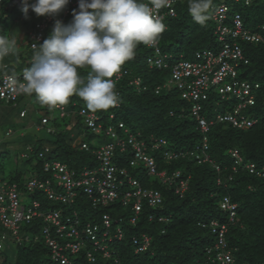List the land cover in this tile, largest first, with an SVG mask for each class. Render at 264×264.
<instances>
[{"label": "trees", "instance_id": "16d2710c", "mask_svg": "<svg viewBox=\"0 0 264 264\" xmlns=\"http://www.w3.org/2000/svg\"><path fill=\"white\" fill-rule=\"evenodd\" d=\"M146 1L148 0H144V2ZM244 1L212 0L210 18L204 25H201L193 20L188 10L189 0H179L175 4L176 15L162 18L166 27L158 40L159 50L171 53L176 58H192L195 51L216 49L218 41L213 31L215 27L211 19V11L221 2L230 6L229 16L235 12L240 13L244 25L255 30L257 26L264 24V0H250L248 5ZM16 7L22 6L13 5L12 0L0 1V35L8 34L5 25L7 18H2L3 13L7 10H14ZM89 11L92 10L89 9ZM28 12H31V7ZM60 13L61 11L53 16ZM38 19L31 23L30 30L34 28V23ZM72 20L73 9L64 20V24H68ZM1 21H3V25ZM52 28L53 23L48 24L43 41L50 35ZM28 37L29 35H27ZM30 42L29 37L25 48L18 49L17 54L23 60L25 53L26 61L28 59V62H24L26 68L30 67L32 63L30 58L33 50L29 48ZM42 42H39L38 45ZM239 44L248 59L247 64L239 65V76L259 84V88L255 92V104L247 108L254 124L247 128L237 129L223 123H214L208 132L209 150L206 152L211 161L197 162L194 156L184 155L185 152L194 150L201 143L202 135L197 129L196 121L189 114L188 102L179 97V91L175 87H163L158 94L155 93V86L162 83L161 76L165 73L169 74V70L148 68L146 58L152 54V49L143 44L138 46L135 58L122 65L121 68L127 70L126 74L115 82L119 105L106 111L98 110V113L104 114L101 120L103 125H114V123L122 121L129 128L130 133L143 138H148L149 134H154L158 138L164 137L168 144L167 147H171L168 149L174 148L183 152L184 156L167 160L168 164L166 165L161 148H151V146L148 148V155L157 161L159 168H168L166 169L168 177H172L178 172L180 178H188V186L183 196L175 193L180 178L174 179L173 182L171 181L172 183L168 180L165 182L157 176L147 175L143 166L133 168L131 173L141 186L158 190L162 202L160 205L150 206L148 201L143 199L137 220L130 223L129 217L133 215L131 205L124 206L118 202L108 205H93L86 197L87 194L80 188L77 189V196L69 203L49 199L42 190H28L26 182L29 179L50 177L49 173L44 170L46 161L59 160L67 164L69 168L78 171L83 164L98 163L97 157L91 153V150L97 148L94 143L98 145L115 143L108 136L88 131L84 141L88 143L89 150L80 149L78 135L73 132L74 125H72L71 119L64 122L71 108L74 110L77 101L83 103L79 108L86 107L82 98L75 95L69 98L68 105L61 106L65 112L63 116L60 115L59 108L55 107L58 117L50 118L48 109L44 105V114L37 123V129H39L38 126H44L46 130L50 129L51 131H47V133L52 134L51 137L40 136L33 138V141L30 138L26 140L25 133L21 138L17 137V139H22V144L26 145L29 152L17 151L16 166L7 169V163L4 162L2 166L0 165V194H4L8 187L14 184L17 199L21 205L30 208L33 200H37L39 202L38 211L60 209L63 215H72L75 211L78 214L80 226L88 221L100 223L103 214H108L113 221L117 217H122V221L118 224L122 230L121 238L109 243V250L118 257L121 264H214L211 263L209 257L213 258L214 251L208 253L205 249L213 248L212 244L214 240H217V237H214L207 228L199 226V223L210 219L227 220L228 213L220 209L218 204L221 198L226 195L229 196L232 203L236 204L235 222L229 224L226 234L227 248L233 256L232 264L264 262V179L249 174L242 168V165L247 162H254L258 167L264 165V44L245 41H240ZM6 59L0 61L6 66L3 71H0V79L5 74H19L15 72V69L10 68L8 63L11 60ZM11 59L17 62L16 54L12 55ZM21 65L22 63L16 68H21ZM23 71L24 69L19 70L20 73ZM89 71L90 67L86 66L78 69V74L86 79ZM136 77L140 78L141 84L146 86V89L139 90V87L132 84V80ZM26 97H30L37 105L41 104L35 94H19L15 100L8 102L0 99L7 104L4 106L6 108L0 112V122L6 125L5 138L0 139V157L2 158L5 157L9 149L6 137L17 134L16 126H19L9 124L7 117L13 113H17L20 119L27 116L25 108L18 105L19 101H23L26 105ZM210 108H212L211 104H204L202 113L208 114ZM171 111L172 114H170ZM110 112H113L114 118L106 119ZM43 118L46 121H43ZM79 118L78 116L76 119L78 122H80ZM120 133L122 134V131ZM95 137L96 141L91 143L90 141ZM121 137L126 138V135L122 134ZM115 144L118 147V143ZM27 146L31 147L27 148ZM231 149L238 150L242 158V163L238 165L236 171L232 170L236 158L229 152ZM115 151L116 160L121 165H125L128 158L132 156L130 152L123 154L118 148ZM17 157L20 158L21 167H17L19 165ZM213 163L220 167L218 171L215 170ZM30 165L33 166V171H29L28 166ZM151 177H154L152 181ZM218 180L220 181L218 182ZM25 195L31 197V203L28 206L21 202V197ZM159 217H167V221H159ZM116 225L112 222V229ZM46 226L48 227L47 222L42 217L33 216L30 220L19 222L18 237L12 231L0 228L2 244L0 257L9 248L8 245H5L8 242L6 233L8 232L16 248L13 264H60L59 260L53 258L51 248L45 242L43 231ZM143 234L151 237L149 249L135 253L136 245H134L133 239L139 240ZM60 240H58L59 243L63 244L61 238ZM89 248H91V243L85 241L79 252L73 254L64 250V255L70 260V264H113L112 257L107 259L100 255H97L95 261H89L85 256V252ZM0 264L10 263L4 259Z\"/></svg>", "mask_w": 264, "mask_h": 264}, {"label": "built area", "instance_id": "2783aa9c", "mask_svg": "<svg viewBox=\"0 0 264 264\" xmlns=\"http://www.w3.org/2000/svg\"><path fill=\"white\" fill-rule=\"evenodd\" d=\"M178 1L172 0L170 7L154 10V17L175 16V4ZM23 2L24 0H12V4L18 7L23 6ZM244 2L248 5L250 0ZM27 3L33 4L35 0H27ZM78 6L79 0H69L59 15H42L40 19L35 21L34 28L28 31L31 39L29 48L33 50L31 62L34 49L38 47L39 42L43 41L48 24L53 23L54 26L57 20L64 23L72 9L79 10ZM229 9L230 6L227 3L221 2L211 11V19L215 27L213 31L218 41L216 49L195 51L192 58H176L171 53L161 52L157 42L154 47H149L152 49V54L146 58L148 68L169 70L168 84L175 87L183 99L192 103L190 113L198 122V129L202 138L201 143L194 150L185 152L184 155L194 156L197 162L211 161L206 153L209 150L207 134L214 123H226L231 127L241 129L254 124V120L250 116L247 117L244 110L255 104V92L259 88V84L239 76V65L248 63L239 42L264 44V24L257 26L254 30L244 25L240 13L235 12L229 16ZM126 71L121 68L120 72L112 77L113 81L116 82L126 74ZM23 82V72L3 75L0 79V99L6 102L15 100L19 94L13 92V87ZM132 84L139 87V90L146 89V86L141 84L139 77L134 78ZM154 90L155 93H159L160 86L157 85ZM214 99L218 100V104L223 110H218V113L208 119L202 113V103L211 104L213 107ZM118 105L119 103H117ZM57 108L60 110V115L63 116L65 114L63 108L61 106H57ZM77 114L89 131L110 137L113 142L118 143V147L112 142L97 144V148L91 150V153L97 157L98 163L94 165L83 164L78 171L69 168L67 164L59 160L46 161L44 170L49 173L50 177L29 179L26 182L28 190H42L49 199L69 203L77 196V189L80 188L87 194L86 197L90 199L93 205H108L115 202L124 206L131 205L133 215L129 217L130 223L136 221V215L141 211L143 199H146L150 206L160 205L162 202L160 192L154 188L142 187L131 172H133V168L143 166L147 175L157 176L165 182L167 180L173 182L174 179L180 178V174L176 172L172 177H168L167 170H160L157 161L148 155V148L150 146L151 148H161L165 161L184 156L183 152L174 148L168 149L163 138H156L155 136L143 138L130 133L129 128L122 121H118L114 125H103L101 120L104 114H100L98 111L93 112L86 107H81ZM45 118L42 120L46 121ZM113 118L114 114L110 112L106 119ZM47 131L51 130L48 129ZM120 131L126 135V138L121 137ZM79 144L80 149L89 150L87 142L80 141ZM115 147L120 151L130 147L132 156L128 158L125 165H121L116 160ZM229 152L236 158L232 166V170L236 171L238 165L242 163V158L236 149H231ZM213 166L217 171L220 168L215 163ZM242 168L249 174L264 179V165L258 167L254 162H247L242 165ZM187 186L188 180L180 178L175 193L183 196ZM17 197L14 184L10 185L4 194H0V228L8 229L18 237L19 222L30 220L33 216L42 217L48 225L43 231L45 242L51 248L53 258L59 260L60 264H70V260L64 255V250L75 254L79 252L82 243L85 241L91 243V248L85 252L89 261H95L97 255H100L102 258L112 257L113 264H121L118 257L109 250V243L120 240L122 230L118 224L122 221V217H117L113 221L108 214H103L100 223L88 221L80 226L81 223L75 211L72 215H63L60 209L47 210L46 212L38 211L39 202L37 200H33L32 207L29 208L21 205ZM219 207L228 212V221L233 222L236 204L231 202L229 196L225 195L221 198ZM112 222L117 224L114 229H112ZM210 226L218 238V243L215 245L218 259L222 264L232 262L231 253L226 249L227 224L215 220L210 222ZM60 238L63 244L59 243ZM133 243L136 245L135 252L143 251L149 243V238L143 235L139 240L134 238ZM254 264H264V262Z\"/></svg>", "mask_w": 264, "mask_h": 264}, {"label": "clouds", "instance_id": "9594fccd", "mask_svg": "<svg viewBox=\"0 0 264 264\" xmlns=\"http://www.w3.org/2000/svg\"><path fill=\"white\" fill-rule=\"evenodd\" d=\"M68 3L69 0H35V3L29 5L27 0H24L21 10L26 17L29 7L38 16L54 15ZM171 3L172 0H148L147 3L144 0H79V10L73 9V20L68 24L57 20L50 35L34 49L31 66L23 71L24 82L15 85L13 92L35 94L42 105L50 108L67 105L69 98L74 95L82 98L86 107L93 112L106 111L117 106L118 94L112 77L120 72L125 62L135 58L139 45L154 47L157 44L166 26L162 18L154 17V10L170 7ZM211 7L212 0H189L188 4L193 20L201 25L210 18ZM16 52L17 38L10 34L0 35V61L9 55H15ZM86 66L90 67V71L84 79L78 74V69ZM5 67L0 63V71ZM168 83H160L158 85L160 90L163 87H172ZM179 97L183 99L180 94ZM188 104L189 114L195 120L190 113L192 103ZM202 104L204 108L205 102ZM195 121L198 129V122ZM83 125L86 127L84 123ZM149 136L158 138L154 134ZM128 149L121 152L131 153ZM158 220L166 222L167 217H159ZM211 221L215 219L201 221L199 226L207 228L214 237H217L211 230ZM216 221L227 224L228 232L229 224L235 222V217L233 222H229L228 217L225 221ZM143 235L149 238V243L143 250L145 251L149 249L151 237ZM217 240H214L213 248L205 249L208 253L214 251L213 258L209 254L206 256L211 258V263L222 264L215 248ZM226 245L228 249L227 241ZM232 263L233 261L228 264Z\"/></svg>", "mask_w": 264, "mask_h": 264}, {"label": "rangeland", "instance_id": "374dc122", "mask_svg": "<svg viewBox=\"0 0 264 264\" xmlns=\"http://www.w3.org/2000/svg\"><path fill=\"white\" fill-rule=\"evenodd\" d=\"M31 5V4H30ZM23 7V6H22ZM22 7L19 8H14V10H7L3 13L2 18H7V21L5 23L7 29H8V34H12L13 32L18 31V36H19V40L23 43L26 44L28 38L24 35L21 36L20 32L21 30H26L27 28L30 29V24L33 20H35V18H38L39 16L32 11L27 13V17L25 16V14L22 12ZM30 23V24H29ZM1 24L3 25V21H1ZM18 47H17V52H16V61L19 64L22 63L21 68H15V72H19V70L22 71V69L26 68V63L24 62H28V59L26 61V55L25 53L23 54V60L21 57H19L18 54ZM26 52V50H25ZM12 57L9 56L6 60H10ZM169 74H164L161 76V81L162 83L166 84L169 82ZM25 101L27 102V104L25 105L23 103V101H19L18 105L20 107H24L25 110L27 111V116L23 119L18 118L17 113H13L10 117H7V121L9 122V124H13L14 126H16V133L17 134H12L9 137H6V141L9 142V144H7V148L8 149V153L5 154V157L2 158L0 157V165L2 166L5 162V164L7 163V169H9L11 166H16L15 162H16V157L17 156V151L18 150H23L25 152H29L28 149H26V145L20 144V143H16L14 144V139H16L17 137L20 136V133H25L26 135V140L30 138L31 141H33V138H37V137H51L49 134L47 133V130L44 126H38L39 129H37V123L39 121V119L43 116L44 114V105L39 104L37 105L36 103H34L30 97H26ZM5 104V105H4ZM83 103L81 101H77V104H75V108L74 110L71 108V111L69 112V114L67 115V117L65 118L64 122H68L71 119L72 125H74L73 127V132L75 134H77V140H85L86 136L85 134L88 132V130H86V128L83 126V120H80V122H78V120H76L78 118V108L80 105H82ZM68 105V104H67ZM7 106L6 103L0 101V112H2ZM77 106V107H76ZM47 107V111H48V116L50 118L54 117H58L57 114V109L56 108H50L48 106ZM43 109V110H40ZM218 110H223V108L221 107V105L218 104V100L214 99L213 102V107L210 108V111L208 114H205L206 117L210 116L212 117V115H215L216 113H218ZM244 114L249 117L250 116V112L245 109L244 110ZM1 121V120H0ZM7 122V123H8ZM56 122H58V120H56ZM61 122V121H60ZM5 123V122H4ZM76 123H77V127H76ZM80 124V125H79ZM82 124V125H81ZM21 125V126H20ZM51 126H53L52 124H50ZM5 126L3 124V122H0V139H4L5 138V134H4V130H5ZM57 126V125H56ZM58 127V126H57ZM32 137V138H31ZM94 141H96V137L95 139H93L92 141H90L91 143H93ZM77 143V142H76ZM80 143V142H78ZM13 144V145H10ZM95 145H97L96 143H94ZM4 154V153H3ZM17 163H19V165L17 167H21V161L20 158L18 159L17 157ZM166 165L168 164L167 161L164 162ZM28 165V164H27ZM29 167V171H33L34 168L32 165L28 166ZM166 169H168L167 167H165ZM1 175V174H0ZM154 177H151L150 180L152 181ZM21 202L22 204L28 206L31 203V197L30 196H23L21 197ZM8 235V242L5 243V245H8L9 248L8 250H6L5 254L0 257V262L3 261L4 259L7 261V263L13 264L12 261L14 259V255L16 252V248H15V243L13 242V240L9 237V233L6 232ZM108 259V258H107Z\"/></svg>", "mask_w": 264, "mask_h": 264}, {"label": "crops", "instance_id": "0c3cea01", "mask_svg": "<svg viewBox=\"0 0 264 264\" xmlns=\"http://www.w3.org/2000/svg\"><path fill=\"white\" fill-rule=\"evenodd\" d=\"M41 16H39L38 18H40ZM38 18H35V19H38ZM34 21V20H33ZM32 21V22H33ZM31 22V23H32ZM30 24V23H29ZM30 26H31V24H30ZM30 29L29 28H27L26 30H21V32H20V34H21V36L22 35H24V37L26 36L27 37V35H28V31H29ZM12 36H15L16 38H17V47L19 48V49H22V48H25V45L26 44H23L20 40H19V36H18V31H16V32H13L12 34H11ZM9 56H11L12 57V55H9ZM8 56V57H9ZM8 57H6V58H8ZM11 60V62L10 63H8L9 64V66H10V68H12V69H15L17 66H18V63L17 62H15L14 61V59L12 60V59H10ZM5 65V64H4ZM23 136V133L21 132L20 133V138ZM19 138V139H20ZM14 139L13 141H14V144H16V143H20V144H22V139ZM9 144V143H8ZM10 145H13V144H10ZM28 147H31V146H27V148Z\"/></svg>", "mask_w": 264, "mask_h": 264}, {"label": "bare ground", "instance_id": "6f19581e", "mask_svg": "<svg viewBox=\"0 0 264 264\" xmlns=\"http://www.w3.org/2000/svg\"><path fill=\"white\" fill-rule=\"evenodd\" d=\"M257 94V93H256ZM143 170V168H141Z\"/></svg>", "mask_w": 264, "mask_h": 264}]
</instances>
